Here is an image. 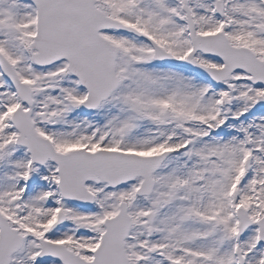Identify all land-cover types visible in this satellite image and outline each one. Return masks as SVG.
Masks as SVG:
<instances>
[{
  "label": "snow or ice",
  "instance_id": "6c2138e0",
  "mask_svg": "<svg viewBox=\"0 0 264 264\" xmlns=\"http://www.w3.org/2000/svg\"><path fill=\"white\" fill-rule=\"evenodd\" d=\"M0 264H264V0H0Z\"/></svg>",
  "mask_w": 264,
  "mask_h": 264
}]
</instances>
